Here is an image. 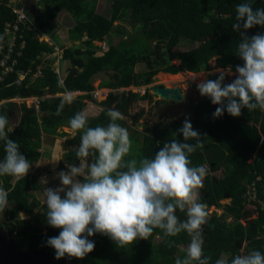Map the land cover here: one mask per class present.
Returning a JSON list of instances; mask_svg holds the SVG:
<instances>
[{
	"label": "trees",
	"instance_id": "trees-1",
	"mask_svg": "<svg viewBox=\"0 0 264 264\" xmlns=\"http://www.w3.org/2000/svg\"><path fill=\"white\" fill-rule=\"evenodd\" d=\"M100 0H46L45 8L48 18L41 25V30L52 26L61 11L67 10L75 17L76 25L70 29L72 41L88 40L86 50L67 49L64 59L70 63L71 69L64 80L46 61L43 55L53 54L54 47L41 41V32L21 25L18 32L17 47L13 59L17 60L16 70L24 72L23 80L16 72L6 75L0 82V114L10 117L16 112L17 106L11 100L16 98H39L40 110L23 104L19 124L8 133L9 139L18 143L21 153L33 165L41 157L43 135H59V129L67 127L68 121L77 112L86 108L84 100L91 99L95 90L93 78L101 73L111 76V79L101 84V88L119 90L122 88L148 86L154 82V77L160 72L176 75L184 71L191 73L207 72L210 62L217 58V66L222 69L232 68L233 65L244 63L243 59L235 55V48L241 39V34L249 38L264 35V27L259 25L245 30L241 25L239 31L233 25L236 23V6L241 3H251L253 10L264 9V0H107L113 5V17L109 19L97 13ZM11 0H0V45L3 43L6 24L15 22L17 15L13 11ZM132 18L137 29V35L120 33L122 26H114L116 21H126ZM115 34L121 39L116 43ZM126 37V39H125ZM108 41L109 50L103 56L96 55L95 41ZM25 42L21 49L20 44ZM182 43L195 44L199 47L183 53L173 50ZM167 50L169 62L181 61L180 65L167 64L162 55ZM18 53H21L18 55ZM2 56L0 55V59ZM147 63L150 71L138 74L136 67L139 63ZM41 70V74H38ZM63 81V87L59 82ZM66 92H82L78 100L65 103L61 115H55L62 97L58 94ZM54 97H48V95ZM125 92L110 93L101 103L104 111L97 118L89 119V126H106L110 120L107 110L115 108L122 114L128 115V109L137 98L130 94L123 98ZM145 97H148V93ZM227 101H225V104ZM220 107L203 100L195 108L194 119L191 120L193 129L200 133L204 142L203 149L191 154L193 166L205 165L213 171L224 169L225 176L216 179L207 176L201 191V202L207 208H222L221 201L225 194L232 197L246 195L248 188L256 183L259 198L264 201V112L259 109L250 112L241 109L239 117H233L225 109L220 117H214L216 108ZM140 115L136 116L138 121ZM118 123L125 125L124 118ZM184 122L173 120L157 125L151 135L144 137L140 143L142 158H154L164 143L176 139L181 143H195L194 140L185 141L179 129ZM71 144L80 143V134L70 141ZM6 155L4 142L0 141V161ZM78 160L76 152L73 154ZM254 159V162H250ZM91 163V159H89ZM260 178V180H259ZM218 181V182H216ZM83 182V179H82ZM0 187L8 193V203L14 208L6 210L0 215V229L6 234L20 238L19 246L25 250L45 251L50 256L51 264H67L71 260L75 264H175L177 258L186 254L185 247L190 238L186 233L177 237H165L159 230L149 240H137L131 247L121 248L108 236L96 233L88 239L95 244L93 252L85 258L78 259L65 256L56 259L55 249L48 245L49 238L59 236L60 229L51 227L47 222V206H43L44 213L37 220L39 227L28 221L17 219V212L33 214L40 205L33 195L40 190L37 177L28 174L21 181L12 177H0ZM62 198H66L65 195ZM246 202L241 207L225 206L229 217L234 219L228 223L225 217L216 215L208 219L204 226L205 255H210L211 264L222 255L231 259L239 255L246 243V250L264 252V212L259 211L258 217L246 225L242 219ZM181 220L186 219L185 213L177 210ZM46 233H43V231ZM260 239H257V236ZM161 241L155 243V238ZM169 240L174 242L168 246ZM18 239H14L16 243Z\"/></svg>",
	"mask_w": 264,
	"mask_h": 264
},
{
	"label": "clouds",
	"instance_id": "clouds-1",
	"mask_svg": "<svg viewBox=\"0 0 264 264\" xmlns=\"http://www.w3.org/2000/svg\"><path fill=\"white\" fill-rule=\"evenodd\" d=\"M235 17L233 27L237 31L241 25L245 30L264 27V9L254 11L251 3L238 4ZM235 55L243 59L244 65L237 66L238 76L233 82L224 83L231 69L227 73L218 70L216 80H204L197 86L202 96L220 106L214 117L222 116L225 109L233 117H239L243 108L264 112V35L249 38L242 33ZM59 86H64L63 81ZM71 100L72 93L66 92L55 115H61L65 103ZM107 117L110 122L106 126L90 127L89 113L84 110L68 121L69 127L80 134L76 150L80 165H69V171L58 173L62 187L45 190L47 222L61 230L59 236L48 240L56 259L85 258L95 248L88 237L96 233L126 248L137 240H149L159 230L165 237L186 233L190 238L186 254L177 258L175 264H211L212 258L204 250V226L209 215L200 191L207 168L202 164L193 166L190 159L191 154L204 147L200 133L186 119L179 132L185 141L194 140V144L172 139L163 144L154 158L137 159L128 129L118 123L123 119L122 113L110 108ZM11 131L8 117L0 114V141L4 142L6 153L0 161V177L21 181L32 164L21 153L19 144L9 139ZM78 177H83V182ZM7 207L8 193L0 187V213ZM177 210L185 213L186 219L181 220ZM168 246L173 247L174 242L169 240ZM215 264H264V252L252 250L230 260L222 255Z\"/></svg>",
	"mask_w": 264,
	"mask_h": 264
},
{
	"label": "rangeland",
	"instance_id": "rangeland-1",
	"mask_svg": "<svg viewBox=\"0 0 264 264\" xmlns=\"http://www.w3.org/2000/svg\"><path fill=\"white\" fill-rule=\"evenodd\" d=\"M45 1L46 0H11L10 4L13 8L17 7L24 9V13L27 16V24L29 23V29L36 30L41 32L42 36L40 37L41 41L47 42L49 45L54 47L53 54H46L43 55L44 60H48L52 63L53 69L58 73L64 80L68 75L69 69H71V65L64 59V53L67 49H81L86 50L87 45L85 41L88 40L87 36L83 38L82 41H72L70 39V29L76 25L75 17L68 12L67 10H63L60 12L58 17L54 22H52V26H48L46 29L41 30V25L44 23L48 18V14L45 8ZM113 4L107 0H100L97 4V13L100 15H104L111 19L113 17ZM114 26H122V31L120 33H126L127 35H137V29L134 26V21L132 18H128L126 21H116ZM116 38V43L121 39L117 37L115 34H112ZM126 39V37H125ZM10 40H8L9 42ZM94 45L96 48V55L103 56L105 52L109 50L108 41L100 42L95 41ZM199 47V43H195L193 45L188 43H182L177 46L173 52L174 53H183L190 51ZM162 55L164 59L167 61V64H175L180 65L181 61L173 60L169 62V55L167 50L164 48L162 50ZM210 70L204 73V78L200 75V73H193L188 71L181 72L179 74L180 77L178 78H171L167 77L164 72H160L158 75L154 77V82L148 86H141V87H130V88H122L119 90H112L108 88H101V84L105 81L111 79V76L106 73H101L96 75L92 82L95 87V90L91 93L92 98L84 100L86 103V108L89 113V119L97 118L102 111L105 109L104 106L101 105L103 101L107 99L110 93H117V92H125L127 96L131 93L136 94L137 98L133 100L129 109L128 115L122 114L125 120V125L123 127L127 128L130 133V138L133 141V156L137 159L142 158L141 146L140 143L134 137L140 136V142H143V137L145 136V131L140 128L141 123H150L152 125H160L164 123V119H161L158 116V106L154 105L158 98L152 92V87L157 84H163L168 87H181L183 92L186 95V101L184 102V115L181 118H177L178 121H185L186 119L192 120V116L195 115V108L200 104L203 100H211L210 97L202 96L198 90V84L201 81L211 79L212 74H218V70H224L225 73L231 69V74L226 75L225 84L233 82L235 78H237L238 73L236 72V68H227L222 69L217 66V58H214L210 62ZM149 66L147 63H139L136 67V72L138 74H144L149 72ZM166 76V77H165ZM148 93V97H145ZM86 95L85 93L80 94H73L72 93V100L76 101L79 99L80 96ZM48 97H54L53 95H48ZM56 97L64 98V94H58ZM14 104L18 107L16 112L10 117L9 125L12 130L19 124L20 117L22 115V107L23 104H26L28 107H36V99L28 98L26 100L21 99H14L12 100ZM83 110V111H84ZM140 115V119L138 121L135 120L136 116ZM185 118V119H184ZM77 136V132L72 130L71 128H61L59 129V135L51 136V135H43L42 138V148L41 153L42 157L32 165L28 174H31L37 177V182L40 185V190L34 191L33 195L39 201L40 205L35 209L34 213L29 215L23 212L16 211V217L12 221L23 220L28 221L32 225H36L39 227L37 220L41 214L44 213L43 206H47L45 203V190L46 188H50L56 190L62 187L61 181L59 179L58 173L61 171H69V165H80V160L74 161L73 154L78 149V144H71L70 141L73 140ZM89 162V161H88ZM250 162H254V159ZM90 163V162H89ZM207 168V176L222 179L225 176L224 169L213 171L208 165ZM27 174V175H28ZM205 177V178H206ZM82 182L83 177H78ZM205 180V179H204ZM203 181V187H204ZM65 195V193H61V197ZM223 205L222 208L218 207H210L207 208V212L209 218L216 215L217 217H225L228 223H233L234 219L228 216L226 212L225 206L231 205L230 199H224L221 201ZM14 208L13 205L8 203V207L6 210H10ZM253 206H250L248 203L246 204V208L244 213H247L246 216L243 217L242 223L246 225L249 221L256 219L258 217V212L252 210ZM5 210V211H6ZM4 211V212H5ZM4 212L0 213L1 216H4ZM43 233H46L44 230ZM10 236V235H9ZM15 236L11 235V239H15ZM161 238L156 237L155 243H159ZM19 244V242H16ZM187 248V246L180 247ZM246 248V243L243 245L242 249Z\"/></svg>",
	"mask_w": 264,
	"mask_h": 264
},
{
	"label": "water",
	"instance_id": "water-1",
	"mask_svg": "<svg viewBox=\"0 0 264 264\" xmlns=\"http://www.w3.org/2000/svg\"><path fill=\"white\" fill-rule=\"evenodd\" d=\"M244 63L235 64L232 68H237V66H243ZM205 73V72H201ZM218 74H212L211 80H216ZM226 81V76L225 80ZM152 92L155 96L160 98L161 101L165 102H175V103H184L186 101V95L183 92L181 87H168L163 84H157L152 87ZM127 97V93L124 94L123 98ZM182 114V111H178L174 115H171L169 119H177ZM140 128L145 132H151L154 129V126L150 123H141ZM218 182V181H216ZM225 199H230L231 205L235 207H241L245 198L244 195L240 194L235 197H232L231 194L226 193ZM16 245L14 239L8 237L4 229H0V264H8L12 261H17L19 258L24 257L27 260V264H51V259L49 257L44 258L45 251H32L25 250L24 252H15Z\"/></svg>",
	"mask_w": 264,
	"mask_h": 264
},
{
	"label": "built area",
	"instance_id": "built-area-1",
	"mask_svg": "<svg viewBox=\"0 0 264 264\" xmlns=\"http://www.w3.org/2000/svg\"><path fill=\"white\" fill-rule=\"evenodd\" d=\"M21 7V6H20ZM13 8L14 13L17 15V19L15 22H9L6 24L5 33L3 35L4 41L0 45V55L2 58L0 59V82L5 80V77L9 73L16 72L20 79L17 81L18 85L21 84V80H23L24 72L22 70H16L15 66L17 64V60L13 59L15 54V48L17 47L18 41V32L22 31L21 25H27V16L24 13V9L21 8ZM8 40H10L8 42ZM21 49L25 47V42L20 44ZM21 53H18L20 55ZM38 74H41V70ZM21 99V98H16ZM36 99V109L40 110V102L39 98ZM14 100V99H13ZM26 100V99H21ZM12 101V100H11ZM260 180V178H259ZM246 204L248 203L250 206H253L252 210L255 212L263 211L264 212V201L259 198L258 189L256 183H253L244 195ZM247 246V244H246ZM247 253L246 248L241 250L240 254Z\"/></svg>",
	"mask_w": 264,
	"mask_h": 264
},
{
	"label": "flooded vegetation",
	"instance_id": "flooded-vegetation-1",
	"mask_svg": "<svg viewBox=\"0 0 264 264\" xmlns=\"http://www.w3.org/2000/svg\"><path fill=\"white\" fill-rule=\"evenodd\" d=\"M157 104H159L157 114L161 119H164V122L176 120V119L171 120L169 119V117L171 115H174L178 111H182L181 116L178 118H181L184 115V112H185L184 103L180 104V103H175V102H165V101H161L160 99H157L154 105H157ZM146 133H149V132H146ZM15 245H16L15 252L25 251V249L21 248L18 244L15 243ZM47 257L49 256L44 254V258H47ZM27 263H28L27 260L24 257H21L19 258V260L9 262L8 264H27Z\"/></svg>",
	"mask_w": 264,
	"mask_h": 264
},
{
	"label": "crops",
	"instance_id": "crops-1",
	"mask_svg": "<svg viewBox=\"0 0 264 264\" xmlns=\"http://www.w3.org/2000/svg\"><path fill=\"white\" fill-rule=\"evenodd\" d=\"M172 75V74H171ZM81 92H76V94H80ZM73 94H75V93H73ZM104 111V110H103ZM102 111V112H103ZM101 115V114H100ZM99 115V116H100ZM98 116V117H99ZM194 119V116H192V120ZM176 120H178V119H176ZM191 121V120H190ZM181 122H184V121H181ZM154 126V129L151 131V132H149V133H145V136H147V135H151L152 134V132L155 130V128H156V126L157 125H153ZM144 136V137H145ZM140 137V136H139ZM139 137H134L135 139H137V138H139ZM144 137H143V141H144ZM141 139V138H140ZM75 162L77 161V160H74ZM11 236V235H10ZM10 236L8 235V237L10 238ZM13 236H15L14 234H13ZM160 238V237H159ZM15 239H18V241L17 242H19V240H20V238L18 237V236H16L15 237ZM17 244V243H16ZM19 245V244H18ZM225 258H227L226 256H224ZM49 258H50V256H49ZM67 264H75V263H73L71 260H69L68 262H67Z\"/></svg>",
	"mask_w": 264,
	"mask_h": 264
},
{
	"label": "bare ground",
	"instance_id": "bare-ground-1",
	"mask_svg": "<svg viewBox=\"0 0 264 264\" xmlns=\"http://www.w3.org/2000/svg\"><path fill=\"white\" fill-rule=\"evenodd\" d=\"M180 75L181 74H176V75L166 74L167 77H171V78H178V77H180ZM193 75H195V74H193ZM200 75L204 78V73H200Z\"/></svg>",
	"mask_w": 264,
	"mask_h": 264
}]
</instances>
